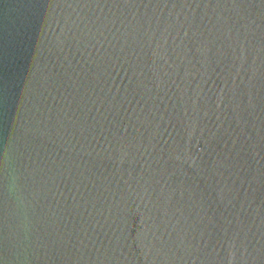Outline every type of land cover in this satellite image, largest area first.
<instances>
[{"label":"water","instance_id":"obj_1","mask_svg":"<svg viewBox=\"0 0 264 264\" xmlns=\"http://www.w3.org/2000/svg\"><path fill=\"white\" fill-rule=\"evenodd\" d=\"M0 264H264V0H0Z\"/></svg>","mask_w":264,"mask_h":264}]
</instances>
